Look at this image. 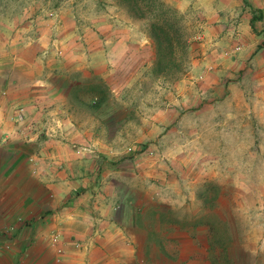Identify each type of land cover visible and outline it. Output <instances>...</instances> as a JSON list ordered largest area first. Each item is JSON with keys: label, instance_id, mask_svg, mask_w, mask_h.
Returning a JSON list of instances; mask_svg holds the SVG:
<instances>
[{"label": "rangeland", "instance_id": "1", "mask_svg": "<svg viewBox=\"0 0 264 264\" xmlns=\"http://www.w3.org/2000/svg\"><path fill=\"white\" fill-rule=\"evenodd\" d=\"M155 23L189 44L173 74L153 71ZM0 59L70 127L50 137L102 161V186L149 219H212L239 263L264 264V0H0Z\"/></svg>", "mask_w": 264, "mask_h": 264}, {"label": "crops", "instance_id": "2", "mask_svg": "<svg viewBox=\"0 0 264 264\" xmlns=\"http://www.w3.org/2000/svg\"><path fill=\"white\" fill-rule=\"evenodd\" d=\"M19 82L0 73V264H242L236 252L222 262L209 226L158 209L149 219L128 190L102 186V161L88 167L74 139L50 137L64 120L57 128L39 89Z\"/></svg>", "mask_w": 264, "mask_h": 264}, {"label": "trees", "instance_id": "3", "mask_svg": "<svg viewBox=\"0 0 264 264\" xmlns=\"http://www.w3.org/2000/svg\"><path fill=\"white\" fill-rule=\"evenodd\" d=\"M137 6V0H133ZM261 16L254 15L252 18V23L254 24L257 19H259ZM171 26V29L173 30H167L165 27H163L160 24H153L154 30H156V36L159 40L160 49L158 53L157 60L154 63L153 71L157 73H164L166 75L173 74V72L180 69V64L177 63V47H175L174 43L176 42L178 45H182V48L188 47L187 39L184 38L183 34L178 28H174V24H169ZM162 43H167L166 46H163ZM187 43V44H186ZM71 83L69 86V91H73L74 85ZM101 87L98 85H93L92 87V94H93V101L94 104H100L104 98L101 96L100 91ZM104 161V160H103ZM196 224H205L209 226L211 236L213 237V248L218 249L219 252H222V262L227 261V254L231 253L232 247L235 245L234 238L229 236L227 238L219 237V235L216 234V225L212 219H204L203 221H195ZM194 223V224H195ZM225 253V254H224ZM225 263V262H224Z\"/></svg>", "mask_w": 264, "mask_h": 264}, {"label": "built area", "instance_id": "4", "mask_svg": "<svg viewBox=\"0 0 264 264\" xmlns=\"http://www.w3.org/2000/svg\"><path fill=\"white\" fill-rule=\"evenodd\" d=\"M54 241H58V235L54 236Z\"/></svg>", "mask_w": 264, "mask_h": 264}]
</instances>
